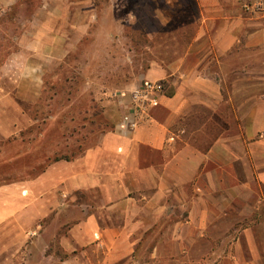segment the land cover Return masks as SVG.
I'll return each mask as SVG.
<instances>
[{
    "label": "crops",
    "instance_id": "crops-1",
    "mask_svg": "<svg viewBox=\"0 0 264 264\" xmlns=\"http://www.w3.org/2000/svg\"><path fill=\"white\" fill-rule=\"evenodd\" d=\"M98 1H40L17 83L43 88L51 65L100 22ZM28 5L0 0V20ZM179 5L198 13L171 17L180 23L169 58L153 59L122 91L128 101L135 87L162 82L150 119L133 130L122 110L82 154L0 185V263L15 264L38 224L72 210L71 238L96 249L98 264H264V0ZM151 10L161 27L168 22ZM136 18L149 37L162 33ZM39 99L32 90L26 98Z\"/></svg>",
    "mask_w": 264,
    "mask_h": 264
},
{
    "label": "rangeland",
    "instance_id": "rangeland-1",
    "mask_svg": "<svg viewBox=\"0 0 264 264\" xmlns=\"http://www.w3.org/2000/svg\"><path fill=\"white\" fill-rule=\"evenodd\" d=\"M30 1L0 20V132H17L11 137L0 134V185L34 176L54 160L72 159L112 131L121 119L120 93L153 59L169 58L170 47L177 42L170 32L180 23L171 17L198 13L196 6H180L182 0H155L156 8L150 6L154 0H99L100 22L77 41L64 63L51 65L41 89L17 83L21 44L29 41L24 35L33 31L31 20L41 0ZM154 9L168 21L162 27L149 13ZM136 17L146 28H160L162 33L149 37ZM117 18L125 20L115 22ZM107 33H113L112 43ZM31 90L39 94V102L26 100ZM72 213L54 216L47 229L38 224L42 228L30 237L29 247L19 248L15 264H98L96 249L77 247L71 238L67 220Z\"/></svg>",
    "mask_w": 264,
    "mask_h": 264
},
{
    "label": "built area",
    "instance_id": "built-area-1",
    "mask_svg": "<svg viewBox=\"0 0 264 264\" xmlns=\"http://www.w3.org/2000/svg\"><path fill=\"white\" fill-rule=\"evenodd\" d=\"M262 6L258 4L255 9L260 10ZM249 8V7H245ZM164 84L162 82L147 81L135 87L127 94L121 92L118 100L124 114L122 121L131 129H137L150 119L152 109L159 103L164 94Z\"/></svg>",
    "mask_w": 264,
    "mask_h": 264
},
{
    "label": "trees",
    "instance_id": "trees-1",
    "mask_svg": "<svg viewBox=\"0 0 264 264\" xmlns=\"http://www.w3.org/2000/svg\"><path fill=\"white\" fill-rule=\"evenodd\" d=\"M27 1H30V0H26V2H27ZM113 128H114V127H113ZM57 160H60V159H57ZM54 161H56V160H54Z\"/></svg>",
    "mask_w": 264,
    "mask_h": 264
}]
</instances>
